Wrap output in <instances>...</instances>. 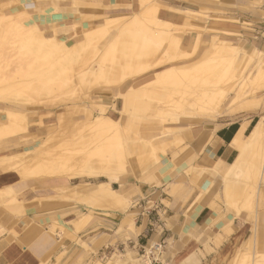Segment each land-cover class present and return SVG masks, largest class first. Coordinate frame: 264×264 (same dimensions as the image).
<instances>
[{
  "label": "rangeland",
  "instance_id": "rangeland-1",
  "mask_svg": "<svg viewBox=\"0 0 264 264\" xmlns=\"http://www.w3.org/2000/svg\"><path fill=\"white\" fill-rule=\"evenodd\" d=\"M201 1L206 4L215 1L224 6L222 3L224 0ZM139 2V0H0V9L5 16L10 15L9 13L16 8H24L46 36H51L52 32L49 29H52L59 48L57 51L52 50L50 56L43 57L44 59L32 60L24 55L22 43L14 42L13 36V40H10L12 43L9 42L7 45L0 39V125L6 122L7 111L25 114L30 123L25 131L0 136L2 142L0 159L8 158V161L12 162L14 159L10 156L23 153L21 157L26 160L15 164V167H10L11 170L16 168L13 170H17L16 172L20 169L18 174L21 179H66L69 199L74 201L77 199L78 202L93 207L94 205L85 202V192L79 196L75 190L78 187L70 186L72 182L81 183L87 180V177L74 178L68 176V173L73 171L84 157L91 153V156H96L100 143L108 140L110 143L117 140L122 143L123 147L119 143V148L126 156H123V160L127 161H123L125 163L123 166L114 167L120 171L121 176L133 175L138 180L147 175L162 176L164 175L162 171L170 175L177 174L181 171L184 162L182 160L187 159L189 167L184 171L192 181L197 180L194 184L199 189V197L207 198V208L216 215L215 221L223 219L227 222L228 215L233 219L229 224L225 223L222 229L225 235L234 232L235 219L239 230L246 231L245 238L233 245L231 254L221 264H250L252 257H256L252 260H260L264 258L262 242L264 178H260L259 175L255 177L254 171L249 170L238 181L239 189L233 195V199L226 201L222 194L223 181L210 171L213 165L190 160L187 157V148L190 144L187 142L196 136L203 121L227 123L230 121L229 117L243 115V118H248L252 124L264 116V77L260 75L264 31L258 33L251 29L254 22L246 16L243 19H241L243 15L227 16L223 11L213 9L212 5H201V8L193 11L187 8V4H184L186 7L181 6L179 0H148L145 5L152 4L157 11L154 16L149 14L148 17L146 15L142 17L146 25L142 33L145 35L146 32L148 35L154 30L172 32L179 37V51L176 55L180 52L191 53L176 56L166 42L162 45L153 44L154 54H150L146 64L141 65L145 69L139 66L141 69L133 70L129 67L145 50L146 44L135 40L133 43L123 44V47L119 46L124 38L121 31H124L126 23L142 10ZM248 4L249 6H239L238 9L242 11L247 9L245 12L251 15L250 7L256 4L254 2ZM232 7L236 10V5ZM52 15L58 17L53 18ZM226 18H229L228 21ZM5 21L8 20L1 19V25ZM237 25H242L245 33L238 29ZM87 32L88 35L85 37ZM214 37L218 38V41L222 40V44H230L232 50L218 53L212 46ZM75 45L74 51L71 46ZM209 57L210 59L200 67L192 70L198 62ZM242 62L246 64L245 70L239 66ZM171 66L174 69L191 70L167 80L162 75L171 69ZM45 71H48V80L38 83L36 76L45 74ZM248 72L253 75L252 80H246ZM207 76L212 77L217 86L233 85L222 113L226 115L214 117L216 115L214 113L213 116H208L198 105L195 106L191 98V92L199 83L198 79ZM34 84L39 85L37 89L32 87ZM13 85L17 88L20 86L21 89L13 88ZM26 92L29 94L31 92L30 96L33 94L31 96L33 99ZM123 92L126 103L131 105L118 104L119 93ZM25 97L30 101L27 103H22L23 100L17 101ZM15 98L17 100H14ZM247 103L252 104L251 110L241 111ZM106 117L116 120L113 127H106L102 121L107 119ZM37 119H40L42 124L34 123L38 121ZM236 120L240 122L243 119L240 117ZM209 131L213 133L212 129ZM11 138L14 140H9ZM58 155L69 156L71 160L66 162L65 167L57 165V169L55 164H52L57 161ZM162 158L166 159L165 164L161 163ZM131 159H135L134 162ZM33 167L37 170L33 169L31 172ZM0 168L10 170L9 167L5 169L1 165ZM27 168L29 173H25ZM204 178L212 180L214 184L211 193L207 194L199 188L198 180ZM258 219L262 221L258 222ZM259 240L262 245L259 244ZM87 243L83 242L82 245L89 252L88 259L85 263L84 258H81L79 264H132L128 261L129 257L138 260L134 264H144L142 251H132L127 239L124 248L104 247L100 252L90 249ZM128 254L132 255L127 256ZM159 260L160 262L153 264L166 263L164 249ZM191 260L195 264L197 257H192Z\"/></svg>",
  "mask_w": 264,
  "mask_h": 264
},
{
  "label": "crops",
  "instance_id": "crops-1",
  "mask_svg": "<svg viewBox=\"0 0 264 264\" xmlns=\"http://www.w3.org/2000/svg\"><path fill=\"white\" fill-rule=\"evenodd\" d=\"M179 2L193 11L201 5H212L227 16H246L254 22L251 29L264 31V0H224V6L215 1ZM249 2L256 4L250 7L251 15L245 12L247 9H238L249 6ZM223 115L226 114L214 117ZM240 117L243 120L239 122L236 119ZM243 117L231 116L227 123L201 122L196 136L187 142V157L193 162L211 163L216 168L212 166L210 171L222 180L238 153L230 147L232 139L242 127L244 136H248L254 126ZM165 160L162 158L161 163L165 164ZM182 161L177 174L162 171V176L147 175L142 180L133 175L112 181L103 175H82L87 180L72 182L70 186L80 188L75 189L79 196L85 192V202L94 207L69 199L66 179L23 180L18 172L0 168V264H79L81 258L86 263L89 252L83 242L100 252L104 247L124 248L126 239L131 250L138 252L150 242L162 240L165 264H194L192 257H197L195 264H221L231 254L233 245L245 238L246 231L239 230L235 219L234 232L225 235L222 229L232 217L228 215L227 222L215 221L216 215L207 208V198L199 197L194 184L197 180L192 181L184 171L189 167L187 159ZM198 181L200 190L211 193L212 180ZM8 192L11 194H3Z\"/></svg>",
  "mask_w": 264,
  "mask_h": 264
},
{
  "label": "bare ground",
  "instance_id": "bare-ground-1",
  "mask_svg": "<svg viewBox=\"0 0 264 264\" xmlns=\"http://www.w3.org/2000/svg\"><path fill=\"white\" fill-rule=\"evenodd\" d=\"M139 1H140L139 6L142 7V10L140 12H138L139 14L133 16V18L131 20H129L128 23H126V25L124 27V31L123 32L121 31V33L123 35L122 37H124L125 39L122 38V42L119 46V47H123L125 45V43L126 44H128V42L133 43V42H135V40H138L140 43H143L144 45L146 44L145 50L142 53H140L139 56H137L135 58L132 65L129 67V69H133V70H135L136 68L141 69L142 66L144 65V63L146 64L147 58L149 57V55L154 54V53H152V51L155 48L152 46L153 44L154 45H156V44L162 45L163 42H166L168 45V48L172 49L173 53L175 55H176V52L179 51V49H178L179 37L174 35L172 32H169V31L162 32V31L154 30V31H152V33H149L148 35L146 34V32H145V35L142 33L145 31V26H146L145 22H143L144 19L142 20V17L144 18L149 14H152L154 16L156 14L157 10H156V7H154L152 4L145 5L146 2L148 3V0H139ZM9 14L10 15L5 16L6 14L3 13L2 9H0V20L1 19L8 20V21H5L3 23V25H1V23H0V28H1L0 29V39L3 40L2 42H5L6 45L9 42L12 43L10 40L14 37V40H15L14 42L22 43L24 48L21 45H19V47L21 46L24 49V52H23L24 55L27 58L28 57L31 58L32 60L42 59L43 57L45 58L46 56H50V54L52 53L51 52L52 50L57 51V49H59L56 45L57 43L55 40V36L53 34V30L49 29L52 32L51 36H46L45 33L41 31V29L39 28V25L36 23V21L30 17L28 12H26V10L24 8H19V9L16 8V10H13ZM52 17L56 18V17H58V15H52ZM227 19H229V18H226V21H228ZM232 20H233V18H232ZM236 20H237V18H236ZM89 34H91V33L89 32ZM86 35H88V32H87V34L85 33V37H87ZM218 40H219L218 38L214 37V39H213L214 43L212 45L218 53L222 52V51L228 52L229 50H232L233 47L230 44L229 45L222 44V42H221L222 40L221 41H218ZM80 42H78V43H80ZM76 45L71 46L72 50L74 49L73 47L76 48ZM9 47H7V48H9ZM21 49H20V51H21ZM75 50L76 49H74V51ZM188 53L190 54L191 51L190 52H180L176 56L188 55ZM9 54H10V52H9ZM21 57H23V56L21 55ZM209 59H210V57L205 58L204 60L198 62L196 64L197 66L193 67L192 70H194V69L196 70L197 67H200L202 63L206 62ZM260 61L262 63L260 75H261V77H264V52L262 53V56L260 57ZM44 62H45V60H44ZM245 65L246 64H244L242 62L239 66L240 67L242 66V69L245 70L246 69ZM139 66H141V68H139ZM190 70H191V68L174 69L171 66V69H168L166 72H164L162 77L164 76L165 79L171 80L172 78L176 77L179 73H186V72H189ZM44 73L45 74H40V75L36 76L38 83H39V81L44 83L46 80H48V78H49L48 71H45ZM130 73H131V71H130ZM216 73H217V71H216ZM213 75H215V74H213ZM252 77H253V75L250 74V72H248L246 80H252L253 79ZM197 82H199L198 85H196V88L191 92V98H193V101L196 104L195 106L198 105L200 107V109H203V112H205L208 116H211V115L213 116L214 113L222 114L224 112V105L229 98L228 94L233 90V85L230 84V86H226V87L225 86L224 87L217 86L216 81H214L213 78L209 77V76L202 77V78L198 79ZM13 86H14L13 88H17V87H15V85H13ZM38 86L39 85L36 86L34 84L32 87L37 89ZM17 89L20 90L21 87L19 86ZM22 91L23 90H21V93H23ZM24 92H25V90H24ZM26 93H28V92H26ZM30 94H31V92H30ZM30 94L28 93L27 95L30 96ZM23 95H21V96L24 97ZM31 96H30V98L33 99V97H31ZM8 97H7V99H10ZM5 98H6V96H5ZM36 98H37V95H36ZM19 99L17 100L15 98L14 100H17V101L23 100L22 103L23 102L27 103L30 101V99L28 97L21 98V100H19ZM126 101L127 100L125 97V92L119 93V96L117 98L118 104L121 106H124ZM40 103H42V102H40ZM33 104H34V101H33ZM251 106H252V104L247 103V105H245L244 107L241 108V111H244V112L250 111ZM5 121L6 122L4 124L0 125V136L1 135L5 136L7 134L9 135L11 133H14L17 131H22V130L25 131V129L28 127V125L30 126V123L26 119L25 114L15 113V112H11V111H7L5 113ZM102 121L105 122L106 127H108V128L113 127L114 123H116V120H112V118L103 119ZM34 123H36L37 125L40 123L42 124L40 119ZM243 128L244 127H242L239 130V133L236 134L235 137L231 141L230 147L236 148L238 153L235 156V158L232 160V162L229 163V166L227 167L225 173L222 176V181H223L222 194H223V197L226 199V201H230L231 199H233V195L235 194L236 191H238L237 189H239L238 181H240L242 179V177L249 172V170L254 171V174H256L255 177L259 175L260 178H264V116H262L255 123V125L251 129L252 131L250 132V134L248 136H244ZM9 140L12 141L14 139L11 138ZM110 142L108 140L106 142L100 143V146L96 150L97 151L96 156L95 155L91 156L92 155V153H91V155L89 154L88 156H86V158L84 157L83 161H81V163L78 164L76 167L72 165L75 168L73 169V171L68 173V176L72 177V176L87 175V176L97 177L98 175H103V176H106L109 179V181L110 180L112 181L115 179L118 180L121 176L120 171H118V169L114 166L115 165H119V166L125 165V163H123V161H124L123 156L124 157H126V156L123 153V151H121V149L119 148L120 142H118V140L115 143H110ZM0 143H2V142H0ZM121 145L123 147L122 143H120V146ZM136 146H137V144H136ZM133 148H134V145H133ZM137 149H138V147H137ZM21 155H23V153ZM21 155L10 156V157H12V159H14V160H12V162H10V160L8 161V158H7V160H3L4 157L3 158L1 157L2 158V159H0L1 160L0 161L1 167H4V168L9 167L10 168L12 166L15 167V164H17V163H20V162L22 163V161L26 160V158L23 159L21 157ZM39 155H41V153ZM134 155L136 156V154H134ZM41 156H40V158H42ZM58 158H60V159L58 160ZM69 159H70L69 156L67 157L64 155V157L63 156L60 157V155H58V157L56 158L57 161H55V163H53V161H51V163H53L52 165L55 164L56 168L58 166L65 167L66 162H68ZM131 160L134 162L135 159L134 160L131 159ZM34 161H36V160H34ZM126 161H124V162H126ZM37 162H35V163H37ZM130 163H132V162H130ZM127 164L129 165V163H127ZM133 164H136V163H133ZM28 168H27V170H25V173L30 172ZM40 168H42V167H40ZM68 168H70V166ZM68 168H67V170H68ZM14 169H16V168H14ZM33 169H34V167L32 168L31 172L33 171ZM38 169H39V167H38ZM45 169H46V167H45ZM45 169H44V171H45ZM10 170H11V168H10ZM35 170H37V169H34V171ZM19 171H20V169H19ZM19 171H18V173H19ZM49 173H50V171H49ZM51 173H53V172H51ZM21 174H22V172H21ZM33 175H35V173H33ZM22 177H23V175H22ZM256 184H257V181H256ZM101 185H104V184H101ZM256 217H257V215H256ZM260 220L258 219V222ZM255 227H256V225H255ZM259 244L262 245L260 243V240H259ZM131 255L128 254L127 256H131ZM253 258L255 259L256 257L251 258L250 264H252V263L253 264H264V258H262L260 260H252ZM139 259H141V258H139ZM117 260H118V258H117ZM128 261H131L132 264H134V262H137L138 260L136 261L133 259V257H132V259H131V257H129ZM143 263L144 264H153L150 260V257L148 258V260L145 259ZM236 263H237V261H236Z\"/></svg>",
  "mask_w": 264,
  "mask_h": 264
},
{
  "label": "built area",
  "instance_id": "built-area-1",
  "mask_svg": "<svg viewBox=\"0 0 264 264\" xmlns=\"http://www.w3.org/2000/svg\"><path fill=\"white\" fill-rule=\"evenodd\" d=\"M163 247H164V242L162 240L150 242V244L142 247L141 257L143 261L145 259L148 260V258L150 257L152 263L160 262L159 257L161 256Z\"/></svg>",
  "mask_w": 264,
  "mask_h": 264
},
{
  "label": "trees",
  "instance_id": "trees-1",
  "mask_svg": "<svg viewBox=\"0 0 264 264\" xmlns=\"http://www.w3.org/2000/svg\"><path fill=\"white\" fill-rule=\"evenodd\" d=\"M253 123L255 124V123H256V121H254ZM253 123H252V124H253Z\"/></svg>",
  "mask_w": 264,
  "mask_h": 264
}]
</instances>
